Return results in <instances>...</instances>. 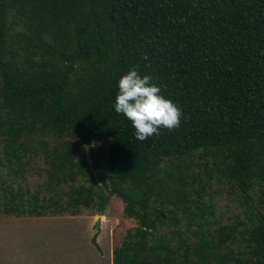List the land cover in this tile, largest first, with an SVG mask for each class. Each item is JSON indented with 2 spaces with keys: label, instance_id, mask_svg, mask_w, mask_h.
Wrapping results in <instances>:
<instances>
[{
  "label": "trees",
  "instance_id": "1",
  "mask_svg": "<svg viewBox=\"0 0 264 264\" xmlns=\"http://www.w3.org/2000/svg\"><path fill=\"white\" fill-rule=\"evenodd\" d=\"M133 67L178 128L140 141L115 112ZM223 188L254 200L242 219L215 213ZM112 195L133 226L110 264H264V0H0V215Z\"/></svg>",
  "mask_w": 264,
  "mask_h": 264
},
{
  "label": "rangeland",
  "instance_id": "2",
  "mask_svg": "<svg viewBox=\"0 0 264 264\" xmlns=\"http://www.w3.org/2000/svg\"><path fill=\"white\" fill-rule=\"evenodd\" d=\"M28 181L32 184L35 179ZM212 200L216 204L215 213L223 220L242 219L243 212L254 206V200L245 202L236 192L225 188L216 191ZM96 216H99L97 232L93 227ZM132 226V221L121 213L120 200L113 195L101 215L87 212L65 217L0 215V264H110L112 248Z\"/></svg>",
  "mask_w": 264,
  "mask_h": 264
},
{
  "label": "clouds",
  "instance_id": "3",
  "mask_svg": "<svg viewBox=\"0 0 264 264\" xmlns=\"http://www.w3.org/2000/svg\"><path fill=\"white\" fill-rule=\"evenodd\" d=\"M114 110L130 122L140 141L159 135L161 128H178L182 116L181 109L161 94L153 77L142 76L135 67L119 78Z\"/></svg>",
  "mask_w": 264,
  "mask_h": 264
},
{
  "label": "water",
  "instance_id": "4",
  "mask_svg": "<svg viewBox=\"0 0 264 264\" xmlns=\"http://www.w3.org/2000/svg\"><path fill=\"white\" fill-rule=\"evenodd\" d=\"M88 148H89V145L88 144H84V158H85V161L87 163V168H88L89 172L91 173V175L93 177L94 186H97V184H98L97 174H96V172L94 171V169L91 166V159L89 158ZM98 219H99V216H96L94 224H93L94 230L96 232L98 231Z\"/></svg>",
  "mask_w": 264,
  "mask_h": 264
},
{
  "label": "crops",
  "instance_id": "5",
  "mask_svg": "<svg viewBox=\"0 0 264 264\" xmlns=\"http://www.w3.org/2000/svg\"><path fill=\"white\" fill-rule=\"evenodd\" d=\"M52 217H63V216H52ZM65 217V216H64ZM96 245V257H100L99 251H98V245L95 243ZM94 246V245H93ZM77 246H74L73 250H76ZM95 248V247H94Z\"/></svg>",
  "mask_w": 264,
  "mask_h": 264
}]
</instances>
